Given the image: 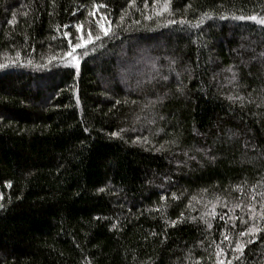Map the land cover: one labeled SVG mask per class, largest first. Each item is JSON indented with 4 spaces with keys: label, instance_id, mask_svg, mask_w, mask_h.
<instances>
[{
    "label": "trees",
    "instance_id": "16d2710c",
    "mask_svg": "<svg viewBox=\"0 0 264 264\" xmlns=\"http://www.w3.org/2000/svg\"><path fill=\"white\" fill-rule=\"evenodd\" d=\"M101 2L0 0V264H264V0Z\"/></svg>",
    "mask_w": 264,
    "mask_h": 264
},
{
    "label": "snow or ice",
    "instance_id": "6c2138e0",
    "mask_svg": "<svg viewBox=\"0 0 264 264\" xmlns=\"http://www.w3.org/2000/svg\"><path fill=\"white\" fill-rule=\"evenodd\" d=\"M52 2L54 3L55 0H52ZM130 2H132V0H130ZM145 6H148L147 0H144ZM160 0H153V4H159ZM170 6V0H163V7H162V11L163 10H167L168 7ZM81 7H84L83 5H81ZM107 8V4L101 2V3H96V0H93V3L91 5V11H89L87 13V16L85 18V20L88 22V27L87 29L85 28V22H78L74 25L76 32L75 33H71L70 31H66L63 33L65 40L68 41V46L72 49V52L67 53L68 56L72 57L75 60V57L73 56V52L77 49V48H84L87 44L91 43L94 39L98 40L100 39L99 35H95L94 34V28H98L100 30V32H102L105 36L109 34V32L111 31V22L108 20L107 15H105L101 10L102 9H106ZM207 15V14H206ZM224 18V17H221ZM234 19H238V20H251L256 22L257 24L264 26V16H259V15H249V16H236L233 17ZM122 19V18H121ZM11 23V21H10ZM65 28H68V25H64ZM85 33L87 35V38L85 39ZM73 40H75V43H73ZM264 55V54H262ZM79 61H76V65L78 66ZM229 70H231V68H229ZM165 79H167L165 77ZM232 79H236L235 74L233 75ZM179 90V89H178ZM229 99H233V97H229ZM235 99H239L241 101H243L242 97H236ZM123 131V130H122ZM113 136H117L118 133H112ZM102 191V189L100 190ZM163 199V197H162ZM240 205H237V207H239ZM261 207L264 208V202H261ZM173 224L176 223V221H172ZM113 227H116V225H113ZM208 227H211V223L208 224ZM261 231L260 229L256 228V229H248V232H259ZM245 233H241V235H244ZM225 239H228L227 236H225ZM222 251V250H221ZM235 251L242 253L243 252V247L242 246H237V248L235 249ZM217 255H220V252L217 253ZM240 257L238 256L237 259H239ZM219 264H224L223 260L219 261ZM228 264H231V262L229 261Z\"/></svg>",
    "mask_w": 264,
    "mask_h": 264
}]
</instances>
